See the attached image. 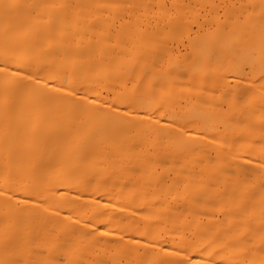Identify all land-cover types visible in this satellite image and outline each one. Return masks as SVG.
Here are the masks:
<instances>
[{
  "label": "bare ground",
  "instance_id": "1",
  "mask_svg": "<svg viewBox=\"0 0 264 264\" xmlns=\"http://www.w3.org/2000/svg\"><path fill=\"white\" fill-rule=\"evenodd\" d=\"M0 264H264V0H0Z\"/></svg>",
  "mask_w": 264,
  "mask_h": 264
}]
</instances>
